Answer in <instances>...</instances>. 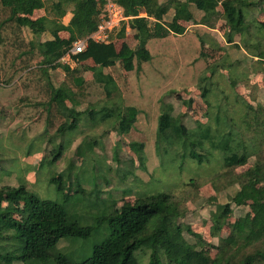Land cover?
Listing matches in <instances>:
<instances>
[{"label":"trees","instance_id":"obj_1","mask_svg":"<svg viewBox=\"0 0 264 264\" xmlns=\"http://www.w3.org/2000/svg\"><path fill=\"white\" fill-rule=\"evenodd\" d=\"M49 1L0 0V78L10 83L22 73L25 74L24 79L35 76L31 71L32 61L43 55V63L47 66H40L36 71L45 82L42 84L39 77L34 79L43 98L36 106L39 108L42 105L47 124L55 118L59 120L53 136H62L75 129L82 116L95 117L98 113L103 118H113V125L121 133H127L136 122L138 110L135 106L124 104L118 79L124 84L126 79L118 71L116 62L120 60L130 64L134 58L137 61L148 59L146 42L157 34L162 24L174 33H183L185 28L179 20L187 21L192 17L191 6L203 12L201 23L207 27H213L210 20L216 7H220L227 20L229 41L234 34H239L241 43L232 44L238 48L241 44L247 49L253 47L255 55L248 57L264 60V19H258L264 13V0H116L124 15L131 18L129 25L135 31V47L117 53L110 43L88 39L86 48L77 54L87 52L93 58L95 65L88 67L92 71V79L84 80L83 67L79 65H61L64 76L55 86L49 79L48 70L56 66L54 61L70 48L73 41L86 37L96 29L105 0ZM68 5L72 7V17L67 25H63L57 18L65 14ZM37 8H44L48 15L53 14L48 20V28L53 35L51 40L35 42L23 35L22 28L25 26L35 32L41 31L40 21L30 18ZM169 9L173 10V15L168 21H163ZM141 11L145 16H139ZM61 29L69 32L68 39L58 36ZM114 36H124V28L116 30ZM222 58H227L226 53ZM218 65L216 62L209 66L211 74ZM207 79V76L201 77L200 82ZM91 87L100 88L107 103L98 110H77L73 90L88 92ZM212 91L206 84L201 85V94L208 107L213 106L208 100ZM172 93L169 91L160 99L155 141L158 155L171 154L201 163L203 158L213 155L212 150H216L225 169L214 175L211 185L216 192L228 186H237L228 202L215 203L210 211V235L217 236L218 242L209 244L189 225L179 221L185 208L173 199L170 192L159 190L140 194L132 202L123 201L117 208H112L107 216L110 234L103 242L93 246L90 256L76 264H140L137 258L139 251L148 255L146 264H264V141L256 143L249 140L250 143H247L242 139L243 134L262 129V115L258 114L256 107L246 103L249 111L243 112L239 121L233 119L235 130L228 118L223 116L221 122L218 114L209 122L210 111L206 113V124L193 122L194 127L189 128L183 122V114H175L173 104L164 100ZM67 100L71 101L70 108L63 106ZM19 101L22 102V99ZM137 145L131 143L142 164V148ZM196 148L206 151L202 154ZM74 153L75 156H82L80 146ZM58 156L59 153L55 154L53 159ZM250 159L245 170L236 171L248 164ZM7 196L22 199L28 204L30 209L25 219L16 218L12 212L2 208ZM232 204L246 206L249 212L230 224L226 236H219L232 214ZM93 228L71 220L63 205L39 198L23 184L0 186V264L47 261L60 239H85ZM184 232L192 239H186ZM204 246L214 250L212 256L205 254Z\"/></svg>","mask_w":264,"mask_h":264},{"label":"rangeland","instance_id":"obj_2","mask_svg":"<svg viewBox=\"0 0 264 264\" xmlns=\"http://www.w3.org/2000/svg\"><path fill=\"white\" fill-rule=\"evenodd\" d=\"M196 14L198 18L200 13ZM170 17L166 14L165 21ZM213 17L215 29L191 27L179 42L172 43L173 52L162 62L151 67L144 65L142 72L129 73L128 78L123 77L125 84L118 79L125 104L138 109L136 122L124 134L114 129V123H109L108 119L95 125L87 117L62 136H51L59 120L55 118L47 124L42 105L39 108L36 106L43 94L34 79L39 77L42 84L45 82L36 71L38 68H31L35 76L28 79H24V73L10 83L0 78V172L3 170L0 186L23 184L39 198L63 205L71 220L83 226H94L85 239H60L49 259L37 264H76L87 258L93 246L103 242L110 234L107 216L112 208H117L123 201L132 202L140 194L159 190L170 192L173 199L185 208L179 221L189 225L209 244L218 242L217 236L210 235V211L214 208L213 204L228 202L237 188L232 185L216 192L211 185L214 175L225 169L218 151L212 150V156L198 163L171 154L159 156L155 147L159 101L169 91L173 93L165 96L164 100L173 104L175 114H183V122L189 128L194 127L193 122L206 124V113L210 111L209 122L218 114L221 122L228 118L235 130L233 119L239 121L243 112L249 111L246 103L256 107L264 119V60L248 57L255 55L253 47L247 49L241 44L238 48L232 44L241 43L239 34H234L229 41L227 20L221 9L215 11ZM258 19L263 20L264 13ZM199 36L205 42L203 45L197 39ZM209 48H214L215 52ZM224 53L227 58H222ZM216 62L219 65L211 74L209 66ZM156 69L161 71L157 73ZM205 76L208 79L200 82V78ZM61 77V74L54 73L51 81L58 85ZM155 80L163 82L157 90ZM202 84L213 89L208 99L213 104L211 107L202 97ZM149 87L154 90L149 91ZM85 93L77 109H84L87 103L103 97L102 90L96 87ZM242 139L247 143H250L249 140L263 142L264 126L258 131L243 134ZM131 143L142 148V164ZM79 146L81 157L74 153V148ZM196 150L202 154L206 151ZM58 153V158L54 160L53 156ZM250 162L251 159L236 171L245 170ZM190 181L194 183L190 184ZM3 207L21 219L30 209L24 200L15 201L12 198H7ZM232 209L219 236H226L230 224L249 212L246 206L232 204ZM184 236L192 239L187 232ZM203 248L206 255H213L212 248ZM137 258L140 264L148 261V255L142 251L137 252Z\"/></svg>","mask_w":264,"mask_h":264},{"label":"crops","instance_id":"obj_3","mask_svg":"<svg viewBox=\"0 0 264 264\" xmlns=\"http://www.w3.org/2000/svg\"><path fill=\"white\" fill-rule=\"evenodd\" d=\"M53 1H56V0H50L48 3H51ZM159 1L163 2V0H159ZM164 1H166V0H164ZM190 9L192 12V17L187 21L179 20V24L185 28L183 33H180V34L174 33L173 31L169 30L167 28V26L162 24L161 27L159 28L157 34L154 37L147 40L145 46H146V49H147L148 54H149L148 59H145L142 61H137V59L134 58L130 64H124L120 60L117 61L116 65H117L118 71L121 72L122 76L125 78H128L129 73H131V72H136V73H138L140 71L142 72V70H144V68H145L144 65L147 67L148 66L151 67L154 65V63L159 64L160 62L163 61L164 58H167L169 53L173 52L174 48H173L172 43H174V41H176V40H178L177 42H179L180 37L182 35H185V33H187V31L191 27H193V28L207 27L205 24L201 23V18L203 16V12L195 9L193 6H191ZM219 9H221V8L217 6L215 11L217 12ZM170 11H172V12L170 13ZM196 12L200 13V16L198 18H197ZM50 14L51 15H48L44 8L35 9L33 11V13L31 14L30 18L33 20L40 21V25H41L42 29L39 32H35L31 27H28V26L23 27L22 32H23L25 39L35 41V42H44V41L53 39V35L48 28V25H49L48 20L52 19L51 17L53 16L52 13H50ZM166 14L167 15L170 14L172 17L173 10L169 9V11ZM139 16H145V13L143 11H141L139 13ZM71 17H72V7L70 5H68L66 7L65 14L61 18H57V19L61 24L67 25L69 23ZM213 18L210 20L211 22L214 21ZM129 19H131V18L127 17V19L117 29V30H119V29H121V27H123L124 28V36L116 37V36H114V34H115V31H114V32L110 33L108 38L105 41H102V43L112 44L117 53H122L127 48H134L136 43H137V40L134 36V32H135L134 29L131 28L129 25ZM163 21H165L164 17H163ZM207 28H210V29L214 28L215 29V26L213 25V27H207ZM91 34L87 35L86 37H82V38H84V39L86 38V40L92 39ZM69 35L70 34L67 30L61 29L58 31V36L61 39H68ZM197 39H199L200 45H203L205 43L202 36H199ZM92 40L95 41L94 39H92ZM217 43H218V40H217ZM153 46H156L157 49L153 48ZM71 47H72V44H71L70 48ZM70 48L54 61V64H56V66L54 68H51L48 70V76H50V81H51V77L54 73L61 74L62 77L60 80L62 81L64 73H63L61 65H69L70 67H74L76 65H79V66L83 67L82 76H83L84 80L90 81L92 79L93 74H92V71L88 69V67L95 65V62H94L93 58L91 57V55L87 52H84L83 54H80V55H78V54L71 55V54H69ZM208 50H210L211 52H215L214 48H209ZM61 58H64V60H61ZM43 59H44L43 55H38L32 61L31 68H38L40 66H47L45 63H43ZM156 59H157V61H156ZM161 68H162V66H161ZM159 71H161V70L156 69L157 73ZM162 74H164V73H162ZM158 78H160V76H158ZM160 80L163 81V79H160ZM160 80H155V89L156 90L158 88H160V86L163 85V82ZM153 90H154L153 87H149V91H153ZM73 92L75 94L74 95L75 96L74 102H76V104H74V107L77 109L78 106L80 104H82V102H83V100L80 99L81 96L85 97L86 93L83 91L77 90V89H74ZM101 95L103 96L101 99L87 103V105L84 109H77V110H98L99 108H101L102 106H104L107 103L106 96H105V93L103 91H102ZM123 98H124V96H123ZM158 101H159V97H158ZM159 103H160V101H159ZM124 104H125V102H124ZM125 105H127V104H125ZM63 106L65 108H67V107L70 108L72 106L71 101H68V100L65 101L63 103ZM131 106H133V105H131ZM137 115H138V113H137ZM87 117L95 125L98 123H101L102 121H105L107 119L109 120L108 121L109 123H112V122L114 123L113 118H111V119L110 118H103L102 115L100 113H98L95 117L87 116V115L82 116L79 119L78 124L81 122L82 119H84V118L86 119ZM136 120H137V116H136ZM114 129L119 130L116 127H114ZM43 131L46 132L45 130H43ZM51 134L50 135L53 136L54 131ZM75 151H76V147L74 148V152ZM2 171L3 170L1 169V172ZM7 198H12L15 201L19 200V198H15L12 196H7ZM7 198L4 199V201L7 200ZM2 208L4 209L3 203H2ZM16 218H18V217H16ZM25 218L26 217H24V219ZM19 219H21V218H19Z\"/></svg>","mask_w":264,"mask_h":264},{"label":"built area","instance_id":"obj_4","mask_svg":"<svg viewBox=\"0 0 264 264\" xmlns=\"http://www.w3.org/2000/svg\"><path fill=\"white\" fill-rule=\"evenodd\" d=\"M126 19L127 16L124 15L123 8L115 0H105L97 27L91 34L92 39L97 42L105 41L110 33L116 31ZM86 43V38L76 39L72 43L69 54L74 55L82 52L86 48Z\"/></svg>","mask_w":264,"mask_h":264}]
</instances>
